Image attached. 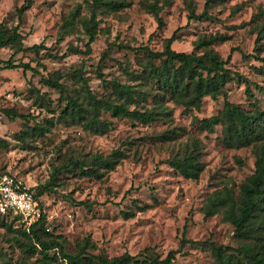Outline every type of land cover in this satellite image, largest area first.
Returning a JSON list of instances; mask_svg holds the SVG:
<instances>
[{
    "label": "rangeland",
    "instance_id": "1",
    "mask_svg": "<svg viewBox=\"0 0 264 264\" xmlns=\"http://www.w3.org/2000/svg\"><path fill=\"white\" fill-rule=\"evenodd\" d=\"M114 1L119 5L97 12L90 42L84 23L91 16V0H0V26L9 30L19 22L17 9L29 3L18 32L25 48L40 46L38 54L0 48V66L12 59L38 72H0V176L14 177L36 193L45 190L40 203L47 237L61 242L65 254H74L76 245L88 238L95 246L91 254L107 258L127 252L162 260L174 252L172 264H216L209 242L235 249L247 242L221 214L205 217L203 208L208 196L222 188L236 196L256 161L252 147L227 148L221 126L213 133L199 130L200 120L222 111V96L205 97L199 111H184L165 100L168 115L147 123L100 109L98 119L109 124L103 134L87 130L84 121L66 115L64 108L67 98L88 108L86 89L109 104L123 103L115 82L132 92L143 89L144 53L130 49L161 52L164 41L175 33L171 47L184 53L197 52L194 43L202 36H224L213 49L223 60L231 54L228 68L246 78L254 94L248 98L244 85L233 81L226 85L229 102L245 111L257 103L264 111V94L255 90V85L264 88V77L257 71L264 67L253 57L243 58L257 54L258 44L259 56L264 57V0H215L208 10L210 19L202 21L188 17L190 10L201 14L205 0ZM154 3L161 9L162 26L152 13ZM71 17L70 31L62 33L64 20ZM55 73L62 76L63 91L42 81ZM148 100L130 103L128 110L153 108ZM186 148L197 153L203 166L197 179L181 176L170 165ZM116 151L122 158L113 169H100V177L62 168L69 160L90 162L93 155L108 157ZM1 221L8 225V220L0 217ZM184 229L185 239L192 243L181 247ZM27 242L0 223V264H41L40 249L26 250ZM46 254V264H66L59 248ZM138 259V264H146L143 257Z\"/></svg>",
    "mask_w": 264,
    "mask_h": 264
},
{
    "label": "trees",
    "instance_id": "2",
    "mask_svg": "<svg viewBox=\"0 0 264 264\" xmlns=\"http://www.w3.org/2000/svg\"><path fill=\"white\" fill-rule=\"evenodd\" d=\"M213 2L215 0H205L203 11L199 15L190 10L188 19L209 20L208 10ZM28 5L29 3L17 9L19 22L12 30L0 26V48L15 47V52L33 51L38 54L40 46L33 45L25 48L22 43L23 38L18 32L24 10ZM118 5V2L114 0H91V16L84 23L90 42L93 41L96 33L95 17L97 12ZM150 7H152V13L158 25L162 26L163 23L159 17L161 9L158 8L156 3ZM72 18L64 20L62 33L66 34L70 31ZM225 39L224 36L219 35L202 36L194 43L197 52L184 53L172 49V43L175 41L174 33L164 41L161 52H153L147 47L132 48L130 50L144 53L143 69L140 76L143 83L142 90L132 92L129 86H123L115 82V93L123 103L114 105L103 99H97L86 89L84 99L88 108H85L84 104L77 99L67 98L64 112L73 119H77V121H84L87 130L95 134H103L109 124L98 119L100 109L111 110L115 115L130 117L147 123L162 120V117L168 115V108L163 105L165 100L171 101L176 106H181L184 111H199L205 97L214 99L217 96H222V111L217 116L200 120L198 122L199 130L213 133L215 127L221 126L222 143L230 149L252 147L256 161L253 174L240 186L236 196L229 188H222L208 196L206 205L203 208L205 217L221 214L224 221L229 223L239 238L246 241L247 244L240 249L217 246L213 242H209L208 245L216 264H264V111L259 108L257 103L253 104L252 111H245L229 102L226 85L233 81L244 85V93L248 98H253L254 94L249 81L228 68L231 54L223 60L213 49L215 43L225 41ZM261 50L262 45L258 44V47L256 46L254 49L257 54H254V56L243 55V58L253 57L255 61L261 63L264 67V57L259 56ZM232 51L234 50H231V53ZM13 69L38 73L28 64H15L12 59L2 62V66H0V72ZM257 71L264 77V68H258ZM60 79H62V76L59 73H55L48 78L42 77L44 84L63 91V86L59 83ZM80 81L86 88V81L81 77ZM255 90L260 94H264V88L259 85H255ZM148 99L153 102V108L143 107L144 111L142 112H139L137 108L132 111L128 110L130 103L136 105L140 102L148 103ZM13 117L21 118L23 116L13 114ZM196 155L197 153L194 150L186 148L181 156L170 161V165L181 176L197 179L203 166L197 160ZM121 158L122 153L116 151L108 157L93 155L90 162L78 159L69 160L62 168L73 167L77 169L80 175L88 174L89 176L100 177L102 175L100 169H113ZM55 171V174H57L60 169ZM53 179H55V176H52V181ZM42 191L45 190L42 189ZM42 191L33 192L34 198L38 201L40 207H42L40 203ZM81 205L91 207V204L81 203ZM0 217L9 221L8 225L1 221L3 227L8 231L21 234L28 240L27 244L24 245L26 250L40 249L43 255L41 264L47 263L48 256L46 253L55 248H59L66 264H138L140 263L138 259L140 257H143L146 264H172L174 260V252H169L162 260L146 253L131 256L125 252L121 256L113 258H107L101 254L93 255L90 250H95V246L88 238L76 245L74 254H65L61 242L50 240L47 237L48 229L45 217L34 222L28 228L24 226L19 216L10 212L4 215L0 214ZM185 233L186 230L184 229L183 238L180 242L181 247L192 243L190 240L185 239Z\"/></svg>",
    "mask_w": 264,
    "mask_h": 264
},
{
    "label": "built area",
    "instance_id": "3",
    "mask_svg": "<svg viewBox=\"0 0 264 264\" xmlns=\"http://www.w3.org/2000/svg\"><path fill=\"white\" fill-rule=\"evenodd\" d=\"M12 213L20 217L26 228L42 217L45 211L34 198L33 191L8 175L0 176V214Z\"/></svg>",
    "mask_w": 264,
    "mask_h": 264
}]
</instances>
